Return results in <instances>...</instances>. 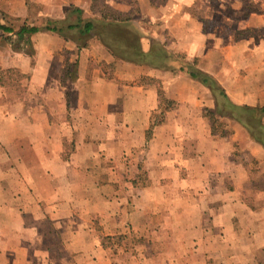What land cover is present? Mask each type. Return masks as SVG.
Segmentation results:
<instances>
[{
  "label": "crops",
  "instance_id": "crops-1",
  "mask_svg": "<svg viewBox=\"0 0 264 264\" xmlns=\"http://www.w3.org/2000/svg\"><path fill=\"white\" fill-rule=\"evenodd\" d=\"M100 1L132 14L144 51L158 41L235 103L264 104V0ZM29 2L4 10L37 24L70 5L101 15L93 0ZM31 40L32 56L0 46V69L26 76L13 101L0 84V264H264V212L201 115L205 86L94 37ZM160 92L174 102L163 114Z\"/></svg>",
  "mask_w": 264,
  "mask_h": 264
},
{
  "label": "trees",
  "instance_id": "trees-1",
  "mask_svg": "<svg viewBox=\"0 0 264 264\" xmlns=\"http://www.w3.org/2000/svg\"><path fill=\"white\" fill-rule=\"evenodd\" d=\"M99 12L101 15L98 18H84L81 9L70 5L65 10V18H46L37 24L28 17L13 16L0 10V46H8L13 51H22L32 56L34 49L31 37L39 31L55 32L66 40L74 41L78 48L85 47L94 37L115 59L168 69L172 72H183L198 81L210 91L214 113L241 124L247 130L249 138L264 149V105L235 103L214 77L197 67L195 60L184 61L180 55L166 51L158 41H153L150 48L144 51L140 44L142 33L133 24L131 13L120 12L106 6L100 8ZM13 71L19 72L16 68L0 69L1 86L12 85L8 74ZM71 71L67 73L73 76ZM5 75L9 78L8 81L5 80ZM19 77L26 78L22 73H19ZM159 94L161 96L159 110L163 114L174 106V102L166 99L162 92ZM160 120H154L153 125ZM211 132L214 133L212 129ZM139 177L143 180L144 173H140Z\"/></svg>",
  "mask_w": 264,
  "mask_h": 264
},
{
  "label": "rangeland",
  "instance_id": "rangeland-1",
  "mask_svg": "<svg viewBox=\"0 0 264 264\" xmlns=\"http://www.w3.org/2000/svg\"><path fill=\"white\" fill-rule=\"evenodd\" d=\"M17 1L20 0H0V10L6 12L4 9L7 6L15 5ZM26 1V5L30 6L31 2L29 0ZM127 3L133 5L132 0H125ZM156 2H160L161 0H155ZM105 4H102L100 0H97L94 4L96 8H102ZM134 7V6H133ZM215 7V5H212ZM29 19L32 16H28ZM35 20V18L30 19ZM234 25H232V29H234ZM248 32V33H247ZM251 34L250 31H242L236 32L235 36L239 37L240 35ZM3 46V45H2ZM183 55L184 59H186L187 55L183 53H179ZM188 60V59H186ZM184 60V61H186ZM190 61V59H189ZM5 75V80H9L12 84L11 86H5L6 94L8 100H16L18 97H21L25 92V79L19 77V72H11ZM7 78V79H6ZM20 78V79H19ZM202 96V95H201ZM201 98V103L199 106V110L201 112L202 117H204L207 122V126L214 133H212L216 138L223 140L229 149V160L234 164H240L243 171L247 174L248 180L246 182V202L252 206L254 209L258 210L260 213L264 212V149L261 145L252 139L249 138L247 130L241 124L236 121H233L228 118L220 117L216 113H214L211 99ZM246 104V103H245ZM248 105H264L259 103L248 104ZM154 120H158L160 118V114L156 113L153 116ZM212 127V128H211ZM263 214V213H262ZM29 218V217H27ZM50 220L47 219L44 221V224L49 227ZM50 228V227H49ZM51 240L58 241L57 237L53 235ZM117 239L115 238V241ZM59 253V251H57Z\"/></svg>",
  "mask_w": 264,
  "mask_h": 264
}]
</instances>
